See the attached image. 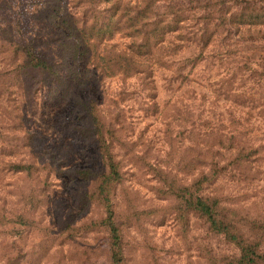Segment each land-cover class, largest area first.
<instances>
[{
  "label": "rangeland",
  "instance_id": "rangeland-1",
  "mask_svg": "<svg viewBox=\"0 0 264 264\" xmlns=\"http://www.w3.org/2000/svg\"><path fill=\"white\" fill-rule=\"evenodd\" d=\"M45 1L0 0V264H247L189 203L199 195L216 198L231 232L264 264L261 44L204 33L214 30V10L229 3L170 0L187 18L189 39L173 42L179 53H166L150 75L74 84L63 70V92L11 56L28 40L52 49ZM161 5L168 17L177 8ZM202 39L210 44L203 51ZM207 126L211 137L202 133ZM217 136L214 182L200 189L199 142ZM107 153L119 174L104 184L119 230L117 262L100 195ZM19 160L31 167L16 172Z\"/></svg>",
  "mask_w": 264,
  "mask_h": 264
},
{
  "label": "trees",
  "instance_id": "trees-1",
  "mask_svg": "<svg viewBox=\"0 0 264 264\" xmlns=\"http://www.w3.org/2000/svg\"><path fill=\"white\" fill-rule=\"evenodd\" d=\"M229 6L214 10V30L208 32V37L223 34V39L231 35L240 41L261 44L259 46L263 56L259 55L257 68L264 71V0H226ZM166 5L169 8L177 6L171 11L172 16L158 12V7ZM43 10L47 12L48 19L54 23V35L49 40L52 49L41 45L45 40H28L12 57L19 55L22 67L26 70L51 76L57 84L67 91L69 84L64 82L61 74L63 70L74 84H83L87 77L112 76L116 73L128 75L152 74L157 66L164 64V55H176L183 48L175 46L174 41H187L189 38L182 34L185 29L184 8L178 4L171 5L170 0H46ZM218 13V15H217ZM205 34L202 35V37ZM117 36V38H115ZM40 41V42H39ZM201 50L210 44L202 39ZM174 45L168 48V46ZM180 47V49L178 48ZM169 49L168 51H166ZM7 51V50H5ZM47 53H50L49 55ZM247 61V57L244 55ZM57 59H60L57 60ZM194 60H197L196 58ZM248 63V62H247ZM156 66V67H155ZM179 72L174 71L173 77ZM251 69V68H249ZM62 70V71H61ZM257 71V70H254ZM187 77V75H185ZM93 118L97 117L93 114ZM212 128H203L202 133L211 132ZM103 137V134H101ZM206 137V138H207ZM200 155L202 157L201 177L198 185L203 189L205 184L211 185L212 167L216 166L212 160V148L221 146V139L217 136L211 140H200ZM232 150L241 152V146H233ZM206 160L207 162H204ZM210 160V161H209ZM243 162L249 163V159ZM106 163L109 168L100 185V194L104 202L105 218L103 220L110 234V245L114 250L113 258L119 241V230L113 220V210L110 198L106 193L104 184L117 177V164L110 154H106ZM30 164L23 161L14 162L16 172L30 168ZM205 170V171H204ZM209 176V177H208ZM189 203L205 218L209 227L216 233L225 235L234 241L242 251L241 259L247 264H257L259 253L251 244H243L238 236L231 232L225 216L218 210V201L210 196L199 195ZM257 251V252H256ZM252 256H255L254 258Z\"/></svg>",
  "mask_w": 264,
  "mask_h": 264
}]
</instances>
